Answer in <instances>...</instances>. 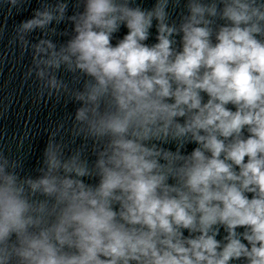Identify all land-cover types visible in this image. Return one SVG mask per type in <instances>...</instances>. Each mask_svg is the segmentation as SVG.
Segmentation results:
<instances>
[{"label":"clouds","instance_id":"9594fccd","mask_svg":"<svg viewBox=\"0 0 264 264\" xmlns=\"http://www.w3.org/2000/svg\"><path fill=\"white\" fill-rule=\"evenodd\" d=\"M73 7L40 0L11 41L77 107L36 175L0 151V264H264V0Z\"/></svg>","mask_w":264,"mask_h":264}]
</instances>
